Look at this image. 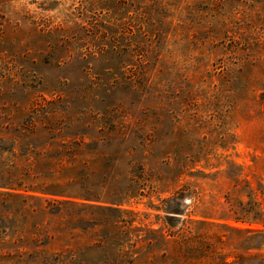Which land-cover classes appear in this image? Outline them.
Masks as SVG:
<instances>
[{
    "label": "rangeland",
    "instance_id": "obj_1",
    "mask_svg": "<svg viewBox=\"0 0 264 264\" xmlns=\"http://www.w3.org/2000/svg\"><path fill=\"white\" fill-rule=\"evenodd\" d=\"M0 264H264V0H0Z\"/></svg>",
    "mask_w": 264,
    "mask_h": 264
}]
</instances>
